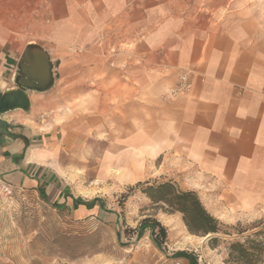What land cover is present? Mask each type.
Returning <instances> with one entry per match:
<instances>
[{
    "label": "rangeland",
    "instance_id": "1",
    "mask_svg": "<svg viewBox=\"0 0 264 264\" xmlns=\"http://www.w3.org/2000/svg\"><path fill=\"white\" fill-rule=\"evenodd\" d=\"M202 10L232 26L245 22L264 47V0H0V35L9 51L29 43L47 45L59 57L61 69L51 97L36 101L42 102L40 110L27 117L11 111L5 118L30 121L41 131L57 128L55 161L70 187L87 199L103 200L107 211L121 217L119 225L80 221L32 189L0 184V264H192L175 256L179 251L193 254L198 264H227V243L264 231V210L229 217L220 221L231 235H218L220 241L213 246L210 238L191 235L181 214L166 213L137 186L161 180L147 179L156 173L155 166L143 149L127 146L133 84L125 78L124 83H114L112 76L118 66L127 65L126 51L138 49L145 18H157L153 24L162 19L159 27L167 17L185 13L190 18ZM65 23L77 38L87 30L88 44L75 41L57 45L65 51L53 49L52 34ZM128 27L136 36L129 43L121 36ZM142 89L136 90L141 111ZM146 218L166 227L168 240L162 249L148 230L140 238L126 234Z\"/></svg>",
    "mask_w": 264,
    "mask_h": 264
},
{
    "label": "crops",
    "instance_id": "2",
    "mask_svg": "<svg viewBox=\"0 0 264 264\" xmlns=\"http://www.w3.org/2000/svg\"><path fill=\"white\" fill-rule=\"evenodd\" d=\"M179 16L167 17L159 27L155 26L162 19L153 24L157 18H145L138 49L126 51L127 65L118 66L112 76L114 83H124L125 78L133 84L127 146L143 149L146 160L155 166L156 173L147 179L171 180L183 190L197 192L208 211L220 220L263 211L264 47L245 22L232 26L204 10L190 18L185 13ZM60 30L52 34L55 50H64L57 46L63 43L89 42L87 30L79 38L72 35L67 23ZM123 31L124 42L135 39L130 27ZM4 38L0 35V93L17 89L16 80L22 81L19 88L27 92L30 108L13 111L27 117L40 110L42 102L37 100L51 97L61 70L59 57L47 45L36 43L13 46L9 51ZM31 45L47 54L35 50L33 55V61L43 59V67L51 68L53 85L47 90L31 89L38 81L20 73L21 63L29 65L22 58ZM182 75H188L191 89L173 95ZM139 88H143V111L137 110ZM7 113L0 115L12 127L9 134L0 132V184L32 189L80 221H120L118 213L107 211L103 200L87 199L70 187L55 161L57 128L41 131L30 121L5 118Z\"/></svg>",
    "mask_w": 264,
    "mask_h": 264
},
{
    "label": "trees",
    "instance_id": "3",
    "mask_svg": "<svg viewBox=\"0 0 264 264\" xmlns=\"http://www.w3.org/2000/svg\"><path fill=\"white\" fill-rule=\"evenodd\" d=\"M142 188V193L153 204L160 206L166 213L182 215L183 222L191 235L210 237L211 245H218V235H231L220 219L216 218L203 204L199 194L192 190H183L177 183L167 180L151 184V182L137 183ZM56 206V205H55ZM90 209L93 206L89 207ZM121 220V217H120ZM120 224L118 221L117 225ZM258 226L252 230L257 229ZM150 231L153 243L162 249L168 240V231L157 219L146 218L138 229L127 228L126 234L132 238L133 234L142 237L144 231ZM247 231H239L244 234ZM119 231V235H120ZM227 264H264V231H256L247 236L244 241L235 240L227 243ZM180 258L191 260L198 264L197 258L187 251L175 254Z\"/></svg>",
    "mask_w": 264,
    "mask_h": 264
},
{
    "label": "water",
    "instance_id": "4",
    "mask_svg": "<svg viewBox=\"0 0 264 264\" xmlns=\"http://www.w3.org/2000/svg\"><path fill=\"white\" fill-rule=\"evenodd\" d=\"M35 50H38L41 54H46L42 48L36 45L28 46L26 52L22 58L23 63H27V67H25L22 63L20 64V73L25 74L30 79H34L38 81V84L30 85V88L37 91L47 90L53 85V74L51 68L45 69L43 59H39V61H33V55ZM47 55V54H46ZM35 76V77H34ZM41 78V80L37 79V77ZM45 76L42 80V77ZM18 81V88L15 90H9L4 93H0V115L3 113H7L13 110L22 109L28 111L30 108V102L27 95V92L21 88V82ZM22 86V85H21ZM8 128H12L7 122L0 119V132L8 133ZM208 236L206 238H210Z\"/></svg>",
    "mask_w": 264,
    "mask_h": 264
},
{
    "label": "built area",
    "instance_id": "5",
    "mask_svg": "<svg viewBox=\"0 0 264 264\" xmlns=\"http://www.w3.org/2000/svg\"><path fill=\"white\" fill-rule=\"evenodd\" d=\"M191 86L192 85L190 83L188 75H182L180 77L179 86L175 90H173L172 94L173 95H177V94H180V93H186V92H188L191 89Z\"/></svg>",
    "mask_w": 264,
    "mask_h": 264
}]
</instances>
